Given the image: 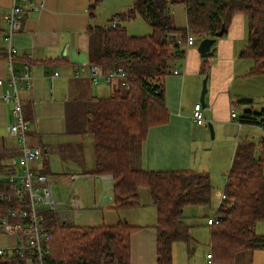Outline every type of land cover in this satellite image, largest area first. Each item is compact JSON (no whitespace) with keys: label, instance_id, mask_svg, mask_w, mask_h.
I'll list each match as a JSON object with an SVG mask.
<instances>
[{"label":"trees","instance_id":"16d2710c","mask_svg":"<svg viewBox=\"0 0 264 264\" xmlns=\"http://www.w3.org/2000/svg\"><path fill=\"white\" fill-rule=\"evenodd\" d=\"M101 1L90 0V17ZM178 5L185 9L183 29L172 24L170 8ZM237 14L247 19L246 45L238 58L252 62L243 77H264V0H133L128 9L107 23L90 25L85 31L88 65L98 66L103 72L124 73V78L111 79L118 82L112 95L89 97L79 108L85 111V120L76 134L91 136L94 155L93 168L85 175L110 177L112 209L116 211L141 205L139 192L148 191L156 213V264H173L175 243H184L188 257L192 255L197 243L184 209L209 204L211 186L205 172L142 170L141 146L150 128L169 121L164 79L172 72L174 61L184 59L181 46L187 37L215 42L226 36ZM136 17L150 25V35L131 36L121 26ZM209 67L210 59L202 58L204 77ZM255 102V98L242 97L231 103L233 110L240 111V125L257 126L263 136L258 145L247 138L236 139L223 187L225 199L220 200L213 216L216 223L207 225L209 264H233L241 253L264 251V234L254 231L257 224L264 223V109L255 110ZM72 105L66 109L69 133H75L70 124L74 119ZM18 155L19 151L0 149L1 175L13 171ZM45 167L39 171L49 177ZM8 191L7 182L0 180V193ZM41 214L45 246L49 247L44 264H130L131 237L139 227L125 221L113 226H76L61 223L56 212L45 210ZM0 264L25 263L0 258Z\"/></svg>","mask_w":264,"mask_h":264},{"label":"crops","instance_id":"0c3cea01","mask_svg":"<svg viewBox=\"0 0 264 264\" xmlns=\"http://www.w3.org/2000/svg\"><path fill=\"white\" fill-rule=\"evenodd\" d=\"M16 1L21 5L23 14L20 29L12 37V45L17 53L12 57L11 74L17 77H23L25 73L31 75L30 88L18 85V97L23 118L27 120L29 126L28 143L44 148L41 167L35 164V169L40 170L43 165L47 168L42 161L49 148L64 151L61 153L63 156L70 155L73 149L69 144L73 142L61 141L67 135H72L68 134L70 131L68 132L67 128L66 109L73 103L76 112L79 106L77 115L81 116L79 109L81 105L77 103L79 100L85 97V101L89 97H109L116 90L118 82L103 81L106 85L99 86L97 85L99 81L93 82L76 77L82 67L88 65L84 49L85 31L90 25H98L95 10L92 17L88 11L90 0ZM13 2L14 0H0V80L3 81V86H0V149L10 152L18 151L19 144L17 139L8 133V127L13 121L10 114L11 104L3 101L2 94L10 78L6 58L8 47L6 17ZM102 2L103 0L99 5ZM40 3L44 4L41 10L38 7ZM178 6L185 12L184 6ZM128 8L127 3L117 5L115 15ZM170 12L172 24L176 26L172 8ZM246 25V16L237 14L226 36L213 41L214 55L209 58L210 67L206 77L201 74L202 58L196 48L197 40L195 39L193 45L188 46L185 42L181 46L185 53L184 59L174 61L172 72L164 79L165 106L170 115L169 121L165 125L148 130L141 146L142 170L197 171L194 168L199 146L206 136L204 125L207 124V127L211 125L215 132L223 128L225 134L232 136L236 125L230 115L233 111L236 117L240 116V111L231 107L232 100L242 97L255 98L256 102L253 105L255 110L258 108L257 104H264L262 100L264 77H243L252 68V62L238 58V54L246 45ZM174 71L177 73L174 74ZM55 72L58 73L57 77H53ZM203 78H207V93L202 106L204 122L198 126L193 121L192 114L194 106L200 104ZM79 123L71 124L72 132L77 133L80 130ZM55 139L60 141H54ZM77 143L74 147L81 153L82 145ZM80 162L82 164V161ZM74 175L77 174H71L70 179ZM102 179L106 181L105 192L112 191L110 177L103 176ZM50 180L52 181L51 178ZM139 196L142 204L128 209L126 211L128 215L124 219L127 224L139 227L131 237L130 264H156V213L149 203V195L146 198L142 191L139 192ZM186 209L187 207L184 209L186 221L192 227L196 226L185 215ZM121 212L123 216L124 210ZM194 240L198 244L195 238ZM246 255L248 256H244L246 258H243V262L253 264L259 252Z\"/></svg>","mask_w":264,"mask_h":264},{"label":"rangeland","instance_id":"374dc122","mask_svg":"<svg viewBox=\"0 0 264 264\" xmlns=\"http://www.w3.org/2000/svg\"><path fill=\"white\" fill-rule=\"evenodd\" d=\"M132 1L133 0H103L100 5H97L94 11L98 25L107 23V21L115 15L117 5L120 6L123 3H127L130 7ZM172 10V17L174 18L176 25L175 27L181 29L185 28L186 19L182 7H172ZM121 26H123L131 36H147L152 33L150 25L140 17L125 21ZM195 39L197 40V48L201 40L199 37H196ZM97 85L103 86L106 84L103 81H99ZM85 98L79 100L80 102H77L81 107H84L87 104ZM257 107L256 110H260L261 108H264V104H257ZM71 111L74 115V119L70 121V124L80 122L78 126L80 129L85 120V116L83 115L85 111L83 112L80 110L81 116L77 115L79 112L78 110L75 112L73 107ZM30 128H32V126H30ZM208 129L207 124L204 125L206 136L202 139L201 146H199V154L194 169L198 172H205L208 174L211 186L210 202L207 205L187 207L185 215L190 218L192 223L194 222L193 224H196V226H193L192 236L198 241V244L195 246L190 257L187 255L186 245L184 243L179 242V244H174L172 247L173 264H209V260L206 258V254L209 252V227H207L206 221L208 218H213L221 200L226 180L225 174L230 165L235 141L239 138H247L254 144L258 145L263 136V131L258 127L253 126H235L232 136L225 134L223 128H219L215 132L212 127L213 137H211V133H209ZM68 134L72 135H67V137L61 141L73 142L69 143L71 148H73L71 149L70 155L63 156L61 153L64 151L61 152L58 148H56V150L49 148L42 161L47 165L48 174L51 176L49 179L51 178V182L54 184V198L60 203L58 205V211L60 212L57 214L60 222L72 223L76 226H113L119 221L124 222V219L128 215V213H126L128 209L124 210L123 216L121 211L112 209L113 195L111 190L105 192L106 188L104 185L106 181L103 180L102 177L85 175L86 173H90L94 165L91 136L76 134V132ZM54 141L60 140L55 139ZM76 142L81 143L82 145L81 153L79 149H75L74 147ZM50 143H52V140ZM44 145L46 144L44 143ZM17 147H19V145H17ZM74 149L75 153H73ZM77 153H79V156H77ZM77 160L79 162L82 161V164L81 162L80 164L77 163ZM37 166L41 167V160L37 162ZM73 173L80 177L72 183L70 175ZM141 190L144 191L145 197L148 198V191L145 189ZM107 198H109V200H107ZM61 203H65V205H62ZM70 204H76L79 209L69 210L68 205ZM61 212L66 214L65 216L61 215L62 218L59 215ZM254 231L257 234L263 235L264 223L257 224ZM13 240V237L7 235L0 236V247L9 249L8 244ZM257 252H259V255H256L253 264H264V251ZM246 254L250 253L245 252L237 255L233 264H247L243 262V258H246L244 256H248Z\"/></svg>","mask_w":264,"mask_h":264},{"label":"built area","instance_id":"2783aa9c","mask_svg":"<svg viewBox=\"0 0 264 264\" xmlns=\"http://www.w3.org/2000/svg\"><path fill=\"white\" fill-rule=\"evenodd\" d=\"M38 7L41 10L44 4L40 3ZM22 14L21 5L14 0L6 17L8 25L6 58L9 64L10 78L2 94V99L5 103L11 104L10 114L13 121L8 127V133L17 139L19 155L14 160L13 171L5 175L0 174V180L6 181L9 188L8 192L0 193V202L4 203L0 205V236L7 235L14 238L8 244L9 249L0 247V258H7L14 263L23 260L25 264H44L45 257L49 255V247L45 246L47 237L42 231L43 216L41 213L45 210L60 212L58 211L60 203L54 198V184L49 180V177L35 169V164L41 159L42 148L28 143L29 126L22 115L18 85L30 88L31 75L25 73L23 77H17L11 74L12 57L17 53L12 45V37L20 29ZM115 25L116 23H112V27ZM194 42V37L189 35L186 44L190 46ZM57 76L58 73L55 72L53 77ZM76 77L87 78L93 82L100 80L110 82L113 78H124V73L120 70L103 72L98 66L86 65L82 67L81 72L76 74ZM0 86H3L2 80H0ZM230 117L234 125L241 127L238 117L233 111ZM192 119L198 126L203 124L204 114L201 104L198 103L194 106ZM79 177V175H74L71 179L75 182ZM224 199L225 196L222 194L221 201ZM61 204L65 205V203ZM68 209L78 210L79 207L76 204H70ZM215 223L214 218H208L206 221L208 226ZM207 258L211 259L209 255Z\"/></svg>","mask_w":264,"mask_h":264},{"label":"water","instance_id":"95a60500","mask_svg":"<svg viewBox=\"0 0 264 264\" xmlns=\"http://www.w3.org/2000/svg\"><path fill=\"white\" fill-rule=\"evenodd\" d=\"M213 45V40L211 39H203L200 41L198 47H197V51L200 55L201 58H210L214 55V49H212ZM207 78H203L202 80V87H201V92H200V98H199V102L202 106H204V97L207 93ZM264 108H261V111ZM260 122H263V119L260 120ZM208 128L210 130L211 133V137H213V131H212V126L208 125ZM108 200V198H107Z\"/></svg>","mask_w":264,"mask_h":264},{"label":"bare ground","instance_id":"6f19581e","mask_svg":"<svg viewBox=\"0 0 264 264\" xmlns=\"http://www.w3.org/2000/svg\"><path fill=\"white\" fill-rule=\"evenodd\" d=\"M50 180V179H49ZM51 181V180H50ZM71 182L73 183V180L71 179Z\"/></svg>","mask_w":264,"mask_h":264}]
</instances>
